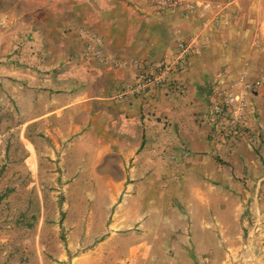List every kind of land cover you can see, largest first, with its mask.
I'll return each mask as SVG.
<instances>
[{"label": "crops", "instance_id": "crops-1", "mask_svg": "<svg viewBox=\"0 0 264 264\" xmlns=\"http://www.w3.org/2000/svg\"><path fill=\"white\" fill-rule=\"evenodd\" d=\"M194 2L198 11L182 17L180 8L161 10L160 0H43L42 4L31 0L33 11L41 9L37 16L46 18L50 30L74 33L83 29L91 39L101 40V44L95 43L98 54L89 59L83 57L84 43H59L55 52L49 50L41 59H31V65L41 64L46 69L32 67L25 73L17 69L12 74L17 79L13 90L25 98V113L33 114L27 119V127L41 129V134L27 139V174L61 178L58 192L66 194L63 225L70 240L83 229L79 210L82 196H77L82 190L91 192L92 199H105L102 220L112 231L105 243L129 227L127 210L137 193L139 207L154 208L168 228L166 246L155 262L228 264L230 236L226 226L231 218L227 223L221 216L226 209L231 211L227 193L234 200V194L244 196L242 179L247 177L250 182L259 178L257 192L264 194V151L258 155L249 142L255 136L251 129L264 130V0ZM200 4L204 8L199 9ZM245 17L254 18L250 19L251 29L258 24L260 28L243 41L244 54L237 52L241 44L235 47L232 41L237 35L241 39L250 35L238 29V21ZM180 37L194 38L200 49L183 70L173 74V81L185 88L183 93L167 84L153 85L144 92H126L121 97L138 83L144 67L176 54ZM221 79L263 82L254 93L257 98L247 96L241 86L234 89L248 98L245 106L235 109V120L245 122L247 118L249 128L238 126L239 142L233 150L225 140V130L232 127L224 128L223 122L213 119L212 99L222 102V97L212 94L211 87L213 81ZM259 102H263L262 107ZM228 161L229 170L225 167ZM179 168L196 169L207 182L201 179L194 186L196 204L185 207L182 213L173 202L167 204L161 199V194L165 196L173 187L168 178ZM34 187L18 190L49 192L45 185ZM209 194L217 195L220 201L213 202ZM260 206L264 209V195ZM242 208L234 207L239 211V223ZM42 214L47 215L46 208ZM177 219L182 221V229ZM93 223H89L86 234L93 232ZM15 225L17 236L10 244L19 246L13 249V256L19 258L16 263L51 264L46 257L49 235L44 220L38 227L22 222ZM147 231L145 226L143 236ZM253 241L255 264H264V230ZM35 244L40 247L32 248ZM141 246L135 249L139 251ZM118 248L115 245L113 254ZM74 250L75 245L59 252L58 257ZM103 250L90 247L71 255L77 259L75 264H98Z\"/></svg>", "mask_w": 264, "mask_h": 264}, {"label": "rangeland", "instance_id": "rangeland-1", "mask_svg": "<svg viewBox=\"0 0 264 264\" xmlns=\"http://www.w3.org/2000/svg\"><path fill=\"white\" fill-rule=\"evenodd\" d=\"M37 1L42 4L43 0ZM168 1L160 0L161 10L171 9L165 6ZM178 1L180 4L172 8V10L180 8L182 17L191 15L186 14L189 8H192L193 11H198L195 4L196 1ZM194 4L195 7L193 6ZM199 6H201L199 9L204 8L202 4ZM40 10L33 11L31 0H0V264H17L16 262L19 259L13 256V249L19 246L10 244V240L16 239L17 236L16 232L13 231L17 227L15 224L22 222L24 226L38 227L43 220L49 235V241L46 245V249L48 248L49 251L46 257L51 261V264H57L58 262L59 264H75L77 259L71 254H79L90 247L104 248V254L100 257L98 264H160V262L157 263L155 260L160 259L159 256L163 251V247L166 246L165 237L168 234V228L166 227V222H162L161 217L154 208L139 207L140 202L137 201V193L135 201L130 204L127 210L129 211V227L123 233H119V236L105 243L104 240H108L112 233L107 224L103 223L106 213L105 199L102 201H98L95 198L92 199L91 192L82 190L81 194H77V196H82L79 210L82 212L83 229L77 238L70 240L67 234L68 229L63 225L67 213L65 210L68 208L66 194L58 192V186L62 184L61 178H35L27 174L26 160L29 154L27 139L32 134H41V129H30L27 127V119L33 114L28 115L25 113L27 110V107L23 105L25 98L22 93L19 94V92L17 93L13 90L17 79L12 74H15L17 69H22L23 73L32 67L39 70L46 69L47 66L41 64L31 65V59L33 60V57L41 59L49 50L55 52V48L59 43L82 42L85 45L83 57L89 59L92 56L87 53L89 44L93 43L90 40L91 34L88 31L83 29L74 33H71L70 30L62 33L52 31L45 25L46 18L43 15L37 16V12ZM250 19L254 18L245 17L238 21V29L241 27L246 35H250H247L246 39H241L237 35L236 41H232L235 47L241 44L238 48L242 49H238L237 52L244 54L246 52L243 47V41L249 40V36H253L256 31L259 32L260 28V24H258L256 28L251 29L249 27L252 24ZM229 21L232 23L231 20ZM191 39L180 37L177 40L178 48L181 42H187ZM98 43L101 44V42ZM256 83L262 85L263 82L252 84L247 81L225 82V79L212 82V94L216 97H222V102L212 99L215 114L213 119L223 122L224 128L232 127H228L229 130H225V140L229 149L233 150L239 142L238 133H236L238 132V126L247 127L245 124L247 118L244 119L245 122H236L234 116L235 109H241L240 106H245L248 98L242 97L243 93H236L234 89L237 86H241L242 91H247V96L257 98L254 93L262 87L261 85L256 86ZM250 84L252 88L248 89L247 85ZM218 92H222L223 95H219ZM229 94L238 96V99L232 105L225 106V99L226 97L228 98ZM261 105H263V102L258 103L259 107H262ZM214 107L216 108L214 109ZM218 108H222V110L218 111ZM251 130L255 136L248 138L249 142L258 155H261L264 151V130L262 128H255V131ZM251 130L246 129L245 132ZM44 157L47 156L45 155ZM213 162L217 165L216 161ZM226 163L225 167L229 170L228 165L230 163L229 161ZM174 175L167 180V182L170 181L169 184L173 187L170 190L168 189L165 196L162 193L163 198L161 199L167 204L169 201L173 202L178 211L182 213L185 207L189 208L192 203L196 204L193 192L194 186L201 179L204 183H207L205 182L206 177H199V172L193 168H188L187 170L179 168ZM242 182L246 189L245 195L243 196L241 193L239 195L234 194L233 196L237 195L234 200L231 194L227 193V202L231 206V211L226 209L225 212L221 213L222 219L227 223H229L231 218V224L226 226V234L230 236L229 249H227L228 258L230 259L228 264H255L256 258L253 256L257 250L253 239L256 234H260L264 230V209L260 206L264 194L258 195L257 192L259 178H255L250 182L249 178L245 177ZM32 184L35 187L38 184L45 185L49 192H34L33 189L30 192L18 190V188ZM210 196L213 202L220 201L217 195L209 194ZM100 204L103 208L100 207ZM241 205L243 208L241 223H239L238 219H236L239 216V211L238 209L235 210L234 207L238 208ZM44 208H46L47 212L45 217L42 214ZM113 211L114 209L112 208L110 215ZM91 213H93V217H91ZM92 220L94 222L92 225L93 232L88 235L85 230H88L89 223ZM233 221L235 222L234 224ZM181 224L182 221L177 219L179 229H182ZM145 226H147L148 231L147 235L143 236L145 234ZM157 227L159 230L154 232ZM183 232L184 229L177 235L181 236ZM237 240L239 241L236 242ZM210 241L211 239L208 240L209 245L212 243ZM74 245L76 251L70 252L71 254H67L66 257H58L59 252L70 250L71 246L73 248ZM115 245H118L119 248L118 252L113 254ZM138 245H142L139 251L135 249ZM240 245L242 246L239 247ZM39 247L37 244L32 246V248ZM133 247L135 253H133ZM2 254L6 255L2 256ZM167 263L169 264V262Z\"/></svg>", "mask_w": 264, "mask_h": 264}, {"label": "built area", "instance_id": "built-area-1", "mask_svg": "<svg viewBox=\"0 0 264 264\" xmlns=\"http://www.w3.org/2000/svg\"><path fill=\"white\" fill-rule=\"evenodd\" d=\"M180 4L178 0H169L166 2L165 6L168 8H175ZM161 5V3H160ZM194 12L192 8H189L186 14H191ZM187 15V16H188ZM93 43L89 44L87 49L88 55H97L98 50L95 48V43L101 42V40L96 39L93 37L91 39ZM99 44V43H98ZM197 41L192 38L190 41L181 42L176 54L173 55L170 59H160L151 64V66H146L141 70L138 74V83L131 88L129 91L122 92L121 97H123L126 92L134 93V92H144L151 88L153 85L158 87L169 85L172 87L173 90H177L178 92L182 93L183 87L180 84H176L173 81V74L176 72H180L184 69L188 59L192 56L197 54L200 49L196 45ZM179 85V86H178ZM256 86H260V83H256ZM170 88V87H169ZM248 89L252 88V85H247ZM238 96H234L233 94H229L228 98L225 99V106H230L234 101H237ZM223 105V106H224ZM224 108V107H223ZM222 108H218V111H221Z\"/></svg>", "mask_w": 264, "mask_h": 264}]
</instances>
